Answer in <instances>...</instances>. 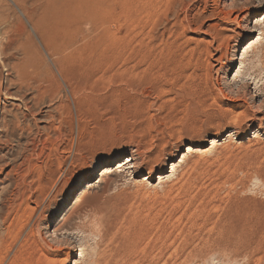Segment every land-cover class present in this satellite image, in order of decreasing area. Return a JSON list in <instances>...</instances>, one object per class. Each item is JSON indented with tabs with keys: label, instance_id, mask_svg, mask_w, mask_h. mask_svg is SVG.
<instances>
[{
	"label": "rangeland",
	"instance_id": "rangeland-1",
	"mask_svg": "<svg viewBox=\"0 0 264 264\" xmlns=\"http://www.w3.org/2000/svg\"><path fill=\"white\" fill-rule=\"evenodd\" d=\"M135 5L0 0L10 49L0 116L27 113L2 93L16 81L10 67L36 74L26 98L45 99L38 129L28 116L0 143V191L13 173L0 197V255L36 264L43 238L61 264H264V0H152L137 25ZM88 46L106 48L108 62L96 64ZM238 222L248 237L227 261L238 245L212 240ZM53 231L66 233L59 246Z\"/></svg>",
	"mask_w": 264,
	"mask_h": 264
},
{
	"label": "bare ground",
	"instance_id": "bare-ground-1",
	"mask_svg": "<svg viewBox=\"0 0 264 264\" xmlns=\"http://www.w3.org/2000/svg\"><path fill=\"white\" fill-rule=\"evenodd\" d=\"M134 1V5L136 4V5H139L140 6V4H142V7H143V9L141 8V6H140V8H141V10L140 9H138V6L136 7L137 9H135V10H133L134 12H133V15L135 14V16H133V17H135V24L137 25L139 22H140V20L141 19H143V21H145V22H147V21H149L150 20V17H151V12L149 11L150 9H149V7H150V5L152 4V0H133ZM135 5V6H136ZM234 7H235V5H233ZM135 8V7H134ZM234 9V8H233ZM228 14V16L230 15V13H227ZM225 16H226V14H225ZM237 17H239V16H236L235 18H234V20H236L237 19ZM133 20H134V18H133ZM90 25H91V27H92V29H95V27H96V25L94 24V23H92V22H90ZM5 38V37H4ZM2 36L0 37V59H1V63H3V58H5L6 56H7V51L6 50H10V49H6V47L4 46L6 43H4V40H5V42H6V39H4ZM108 38V37H107ZM105 39V40H107L108 42H109V39H111V38H109V39ZM113 39V38H112ZM110 40V42H111V44L113 43V41L114 40ZM103 41V40H102ZM103 42H105V41H103ZM107 42V43H108ZM89 44V43H88ZM87 44V45H88ZM104 44V43H103ZM111 44H109L110 46H111ZM105 45V44H104ZM103 46V45H102ZM106 46V45H105ZM110 46H108V49L110 48ZM114 46V45H113ZM101 47V46H100ZM104 47V46H103ZM100 48V50H99V53H100V55H98L99 53H97L98 51H96L97 49L96 48H93L92 46H88V49H89V51H93V52H95V54H92V55H98V59H97V62H96V64H99V65H101L102 63H105L107 60V56H105V50H107L106 48H107V46H106V48L104 49V48ZM115 47V46H114ZM8 48H10V46L8 47ZM99 48V47H98ZM113 48V47H112ZM152 48V47H151ZM150 47H149V45H145V47L143 48V50L144 49H151ZM12 49V48H11ZM17 49V48H16ZM111 49V48H110ZM110 49L108 50L109 51V53H111V51H110ZM13 50V49H12ZM113 50V49H112ZM105 51V52H104ZM114 51V50H113ZM262 54H264V50L262 49ZM92 52V53H93ZM90 53L91 52H89V55H90ZM97 53V54H96ZM108 53V52H107ZM88 55V56H89ZM108 55V54H107ZM90 57V56H89ZM88 58V57H87ZM262 58V57H261ZM91 59V58H90ZM85 61V60H84ZM149 61V60H148ZM89 62V61H88ZM108 62V61H107ZM85 63V62H84ZM94 63H95V61L93 62V66H94ZM146 63H147V61H146ZM149 63V62H148ZM87 64V63H86ZM95 64V65H96ZM115 64V63H114ZM148 65V64H147ZM8 66H10V65H6V66H4L5 67V71L7 72V67ZM11 68V73H14L15 72V78L14 79H16V81L15 82H13L14 80H12V81H9L8 82V84L6 85V86H4L5 88H4V92H2L3 93V95L6 97V98H8V99H12V100H21V103L23 104V106H24V110L27 112V113H25V114H21V118L23 119L22 121L20 120V117L18 118L17 117V115L16 114H14V115H12V117L11 118H9L8 119V113L9 112H5V115L3 116V115H1L0 117H1V119H0V143H10L11 141H12V139H13V137H14V135L16 134V131H17V129H20L21 130V133L23 132L22 130V128H21V126L23 125L22 123H23V121H24V119H26L28 116H31V118H32V121H33V123H34V125H35V128H37L38 129V121H40V118H34L35 116H37V115H39V111H38V114H35V111L37 110V108H38V104L40 103V102H45L44 100V98L43 99H41V98H39L38 97V95H33V96H31L30 98H26V94L28 95L29 94V92L31 91V92H38V90H39V86L37 85L38 83H37V81L35 80V82H34V78H36L37 77V75L36 74H32L31 72H29V71H27L26 69H22L21 67H18V66H14V67H10ZM7 75H9V73H5V76L7 77ZM14 75V74H13ZM32 75H34V76H36V77H34V76H32ZM133 76V75H132ZM10 78V77H9ZM136 78V77H135ZM27 79V81L28 82H25L24 80H26ZM9 80V79H8ZM3 81H5V80H3ZM146 81H147V79H144L143 80V84H141L140 85V87L141 88H145L146 87V85H147V83H146ZM6 82V81H5ZM134 82V81H133ZM136 84V83H135ZM241 84V83H240ZM5 85V84H4ZM16 85H17V87H16ZM10 88H11V90H14V89H16L14 92H11V90H10ZM141 88H139V89H141ZM259 90V89H258ZM259 92V91H258ZM3 96V97H4ZM49 100H52V97L50 96L49 97ZM240 100V99H239ZM258 110V109H257ZM2 112V111H1ZM254 112V111H253ZM3 113V112H2ZM50 113V112H49ZM52 113V112H51ZM233 118V117H232ZM51 119H53V116L52 115H49L48 116V119L47 120H51ZM243 119H244V117H243ZM46 120V121H47ZM44 121H45V119H44ZM234 120H232V122H233ZM242 121V120H241ZM43 122V121H42ZM236 122V121H235ZM21 123V124H20ZM44 124V123H43ZM235 124V123H234ZM11 127H13V128H11ZM24 128V127H23ZM12 129V130H11ZM46 130L48 129V130H50V128H45ZM25 130L27 131V132H29V133H31L34 129L28 124H26L25 125ZM99 131V130H98ZM100 133V132H99ZM97 134V133H96ZM105 134V133H104ZM50 136V135H49ZM96 139V138H95ZM212 143V142H211ZM187 150H189V147L187 148ZM5 156V154H3V156H1V157H4ZM0 157V158H1ZM162 159V158H161ZM127 161H129V162H131L132 161V159L131 158H129V159H127ZM181 161V160H180ZM158 163H159V161H158ZM161 163H162V168H164V167H166V162H164L163 160L161 161ZM156 165V164H155ZM158 166V165H157ZM34 168V167H33ZM176 171V170H175ZM101 172V173H100ZM113 172V169H112V166H107V167H104V168H102L99 172H98V174L95 176V174H91V176L89 177H87L86 179H85V181H89L90 182V180H92V179H95V178H97L98 177V175L100 176V177H103V176H107V175H109V174H111ZM174 172V171H173ZM100 173V174H99ZM50 175V174H49ZM12 176H13V173L12 172H9V173H7L6 174V178H8L7 179V182H9L8 184H4V183H2L1 184V191H0V197L2 196V195H4V192H9L8 190L10 189V187L12 186V183H11V181H12ZM161 177V176H160ZM49 179L51 178L50 176L48 177ZM150 179V174H148L147 175V178H145V180H149ZM50 181V180H49ZM85 183V185L88 187L89 186V183H86V182H84ZM75 190H77L76 188H72V189H70L69 191H68V193H69V196H67V199L68 198H70L71 196L72 197H74L76 194H77V191H76V193H74V191ZM74 194V195H73ZM66 205V201L65 202H61V205H60V207H64ZM60 207L59 208H57L56 209V211L53 213V214H51V216L48 218V220H47V222H46V226L47 227H50V225H53L54 223H55V221L54 220H56V216H57V213L58 212H60ZM109 218H107V220H108ZM111 221V220H110ZM113 221V220H112ZM105 222H106V220H105ZM104 222V223H105ZM112 226V225H111ZM106 228V227H105ZM222 231L223 230H219L218 231V233H220L219 234V236H217L216 237V239H214V240H212V242H216L217 240H219L220 238H223V237H225V238H229L230 240H231V242H232V244H234V245H238V249H235L233 252H231L230 254H229V256H226V260L227 261H230V259H233L232 261H236L235 259H237V260H239L238 258H240L241 257V255H242V253H243V249L241 248L244 244H245V240H246V237H248V234H247V232L245 231V229H244V226L242 225V223H240V222H238V223H236V224H234V225H231L230 227H228L227 228V230L225 231V233H224V236H222ZM8 232H9V229H8ZM66 234V233H65ZM65 234H58L57 233V231H53V233L51 234V236L48 238L49 239V241L50 242H52L53 244H57L58 246L61 244V240L63 239V235H65ZM8 235H11V233H8ZM104 235H105V233H104ZM105 240V239H104ZM39 242H40V244H41V246L39 247V248H37V245H35L34 244V246H33V248H31V249H34L33 251H31V253L33 252V253H35V250L37 251L38 250V254L36 253L35 254V256H38L37 257V259H34L35 260V263L36 264H61L64 260H53V259H51L49 256H50V254L52 255V254H54V252H52V253H49V254H44V251H42V249H40V248H46V247H48V248H51V245L45 240V239H43V238H40L39 240H38ZM106 242H107V240H106ZM33 243H35V241L33 242ZM232 246V245H231ZM230 246H228V245H219V249H223V248H229ZM52 249H53V247H52ZM59 250V249H58ZM55 251V250H54ZM24 252V251H23ZM22 253V252H21ZM20 253V254H21ZM25 253V252H24ZM26 254V255H25ZM24 255V257H25V259H26V257H27V255H29L28 253H25ZM14 255V254H13ZM16 255V254H15ZM19 257H20V255H18ZM30 257H31V255H29ZM33 257H34V254L32 255ZM245 256H246V254H245ZM245 256H243V257H245ZM222 257H223V255H222ZM242 257V258H243ZM247 257V256H246ZM22 258V257H21ZM20 258V259H21ZM251 258H253V257H251ZM24 258H23V261L25 260ZM30 259V258H29ZM224 259V258H223ZM16 260H18L17 259V256H14V257H10V255H9V253L8 252H5L3 255H0V264H14L15 262H16ZM27 260H28V258H27ZM241 260V259H240ZM252 260V259H251ZM257 260V259H256ZM31 261V260H30ZM264 261V260H263ZM20 262V261H19ZM28 262H29V260H28ZM238 264L240 263V262H238V261H236ZM251 262V261H250ZM256 263H258V262H260V261H255ZM17 263V262H16ZM23 263V262H22ZM25 263H27V261L25 260ZM25 263H23V264H25ZM30 263V262H29ZM31 263L33 264L34 262H32L31 261ZM233 263V262H232ZM249 263V262H248ZM253 263V262H252ZM18 264V263H17ZM19 264H21V263H19ZM245 264V263H244Z\"/></svg>",
	"mask_w": 264,
	"mask_h": 264
}]
</instances>
